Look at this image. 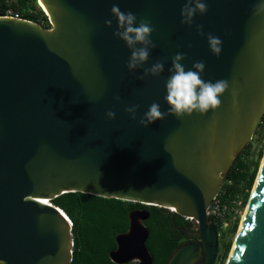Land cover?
Here are the masks:
<instances>
[{
	"label": "water",
	"instance_id": "obj_1",
	"mask_svg": "<svg viewBox=\"0 0 264 264\" xmlns=\"http://www.w3.org/2000/svg\"><path fill=\"white\" fill-rule=\"evenodd\" d=\"M185 2L38 0L49 28L0 16L3 264L72 263V222L52 203L67 193L174 209L198 224L199 240L179 247L167 264H197L204 255V264H215L219 234L208 209L264 117V14H254L260 0H206L207 13L189 27L181 23ZM114 4L136 14L137 23L152 22L157 47L144 67L163 62L159 76L140 80L142 69L128 70L131 50L113 35ZM200 24L204 35L196 31ZM208 34L223 41L220 57ZM178 52L187 54L186 70L203 61L202 79L229 82L222 105L144 127L139 121L153 102L168 111L165 82ZM133 105H139L135 120L125 111ZM149 218L146 209L130 213L129 230L110 253L113 263L153 264ZM229 258L264 264V158Z\"/></svg>",
	"mask_w": 264,
	"mask_h": 264
},
{
	"label": "trees",
	"instance_id": "obj_2",
	"mask_svg": "<svg viewBox=\"0 0 264 264\" xmlns=\"http://www.w3.org/2000/svg\"><path fill=\"white\" fill-rule=\"evenodd\" d=\"M9 11L39 24L45 21L42 26L50 27L48 17L38 0H0V16H6ZM262 133V147L256 160L250 159L252 144H248L236 158L220 192L223 202L230 203L241 197L247 206L260 168V159L263 157L264 117L256 131L258 135ZM52 203L63 210L72 222L74 253L71 264H115L110 253L117 248L116 237L129 230V215L138 209H146L150 213L145 225L150 232L147 247L153 257V264H167L179 247L199 239L197 223L173 210L82 193L63 194ZM208 219L216 225L218 234L221 235V221L210 216ZM238 229L239 217L231 225L229 239H222L223 254L220 264H224L231 250L232 238Z\"/></svg>",
	"mask_w": 264,
	"mask_h": 264
},
{
	"label": "clouds",
	"instance_id": "obj_3",
	"mask_svg": "<svg viewBox=\"0 0 264 264\" xmlns=\"http://www.w3.org/2000/svg\"><path fill=\"white\" fill-rule=\"evenodd\" d=\"M208 11L206 0H186L181 9V23L192 27L194 18L197 14L205 15ZM112 15L117 20V29L113 35L124 41L126 46L131 50V55L127 63V68L134 75L136 70L142 69L143 75L137 79L143 80L148 76H159L165 70V65L161 61L152 64L151 67H144L149 61L151 50L157 47L156 43L151 39L155 28L148 19H141L133 12H124L121 8L114 4L111 8ZM255 15L264 14V0L256 5L254 9ZM112 20H105L108 27H112ZM196 31L200 35H204V26L196 25ZM209 48L211 52L220 57L222 54L223 41L212 34L207 36ZM191 47V44H189ZM187 58L186 53H176L172 57V67L168 70L171 74L165 82L167 95L165 100L169 105L167 112L161 111V106L157 102H153L148 110L144 113L139 123L148 127L156 121L164 120L168 116H175L183 119L185 116L191 117L194 113L206 115L209 111L218 110L222 101L220 97L229 89V82L224 79L215 82L205 81L202 79V73L205 72L206 65L203 61H196L192 68L186 70L182 61ZM119 101L120 97H114ZM139 105L126 107L125 111L135 120ZM109 119L116 118V112L109 110L106 113ZM0 264H3L0 261Z\"/></svg>",
	"mask_w": 264,
	"mask_h": 264
},
{
	"label": "built area",
	"instance_id": "obj_4",
	"mask_svg": "<svg viewBox=\"0 0 264 264\" xmlns=\"http://www.w3.org/2000/svg\"><path fill=\"white\" fill-rule=\"evenodd\" d=\"M6 16L16 19H23L19 14H16L12 11H9ZM45 23H46L45 21H42V24L40 25H43ZM245 207L246 206L244 205L243 199L241 197H237L235 200L231 201L230 203H226L221 200L219 193V195L213 200L211 206L208 209V217L210 216L216 220L221 221L222 229L224 230L225 228H228L230 225H232V223L235 221L236 218H238L241 211Z\"/></svg>",
	"mask_w": 264,
	"mask_h": 264
},
{
	"label": "rangeland",
	"instance_id": "obj_5",
	"mask_svg": "<svg viewBox=\"0 0 264 264\" xmlns=\"http://www.w3.org/2000/svg\"><path fill=\"white\" fill-rule=\"evenodd\" d=\"M262 135H263V133L260 134V135H258V134L255 133L253 139L250 141L249 144H252V146H253L252 147V150H251V157H250V159H253V160H256L257 159L258 154H259V150L262 147ZM262 156L263 157L260 159V166H261V163H262L263 158H264V151H263V155ZM259 170H260V168H259ZM258 174H259V171H258ZM251 194H252V192H251ZM247 206H248V204H247ZM247 206L241 211L240 215L238 216L239 217V229L241 227L242 218H243V215H244V212H245ZM230 228H231V225L228 228H225L223 230V232L221 233V235H219V239L221 240V243H222V239H224V238H225V240H228L229 239V237H230V234H229L230 233ZM239 229H238V231H239ZM238 231H237V233H239ZM237 233L232 238L231 250L228 253L227 257L225 258L224 264H227L228 261H229V257H230L231 251H232L233 246H234V244L236 242V239H237V235H238ZM222 254H223V248H221V251L219 252V256H218V260H217V263L216 264H220L222 262ZM133 264H136V263H133Z\"/></svg>",
	"mask_w": 264,
	"mask_h": 264
},
{
	"label": "flooded vegetation",
	"instance_id": "obj_6",
	"mask_svg": "<svg viewBox=\"0 0 264 264\" xmlns=\"http://www.w3.org/2000/svg\"><path fill=\"white\" fill-rule=\"evenodd\" d=\"M199 240V239H198ZM195 241H197V240H195ZM195 241H191V242H188V243H192V242H195ZM188 243H186V244H188ZM185 245V244H184ZM222 246V243H221V240L219 239V249H218V256H219V252H220V250H221V247ZM218 256H217V259H216V262H215V264L217 263V260H218ZM205 263V255L200 259V261L197 263V264H204Z\"/></svg>",
	"mask_w": 264,
	"mask_h": 264
},
{
	"label": "bare ground",
	"instance_id": "obj_7",
	"mask_svg": "<svg viewBox=\"0 0 264 264\" xmlns=\"http://www.w3.org/2000/svg\"><path fill=\"white\" fill-rule=\"evenodd\" d=\"M40 6H41V7L43 8V10L48 14V12H47L45 6H44L42 3H40ZM246 209H247V208H246ZM171 210L174 211V209H171ZM245 216H246V210H245L244 215H243V218H242L241 227L243 226V223H244V220H245ZM241 227H240V229H241ZM240 229H239V232H240ZM238 235H239V233H238ZM238 235H237V239H238ZM237 239H236V240H237ZM229 261H230V258H229ZM229 261H228L227 264H229Z\"/></svg>",
	"mask_w": 264,
	"mask_h": 264
}]
</instances>
